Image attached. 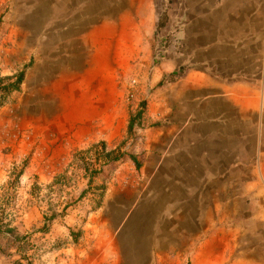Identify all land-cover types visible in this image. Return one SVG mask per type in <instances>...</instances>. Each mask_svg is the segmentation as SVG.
<instances>
[{"label":"rangeland","instance_id":"obj_1","mask_svg":"<svg viewBox=\"0 0 264 264\" xmlns=\"http://www.w3.org/2000/svg\"><path fill=\"white\" fill-rule=\"evenodd\" d=\"M221 2L0 0V85L23 71L0 106V264H264V138L217 85L264 92V45L204 61L184 48L198 8ZM197 72L216 83L207 123Z\"/></svg>","mask_w":264,"mask_h":264},{"label":"crops","instance_id":"obj_2","mask_svg":"<svg viewBox=\"0 0 264 264\" xmlns=\"http://www.w3.org/2000/svg\"><path fill=\"white\" fill-rule=\"evenodd\" d=\"M198 9V13L194 16V22L185 27L183 39L185 52H187L185 54L194 61L202 59V56H207L203 57V61L208 60L210 58L208 56H247L252 53V47L254 52L258 51L259 55H263L264 0H222L221 4H214L208 8L206 16H204L205 11L202 8ZM113 57L117 58L118 56ZM77 72L79 74L75 75L74 82L81 85L83 75L80 69ZM194 77L195 83L190 85L188 91L196 93L197 100L195 102L198 101L205 105L200 115L204 119L201 122L207 123L210 119V110L213 107L217 109L213 103L206 104L214 101L215 94H211V91L216 89V83L203 72H197ZM113 81L111 79L110 84ZM217 85L220 91L219 97L229 95V98L226 99L237 104L239 123L254 122L257 135L264 138V92L247 84L222 86L220 83ZM80 95L74 103L75 106L77 104V107H82L86 101V97H82L83 93ZM199 95L201 96L199 97ZM231 95H234L235 101L233 102ZM249 116L252 119H248ZM198 122L197 120L196 123ZM70 137L75 139V132L71 133ZM260 167L264 171V156ZM118 252H120L119 249L113 250V254ZM113 254L107 253L106 250H103V254L99 252L102 260ZM115 256L118 258L117 255Z\"/></svg>","mask_w":264,"mask_h":264},{"label":"trees","instance_id":"obj_3","mask_svg":"<svg viewBox=\"0 0 264 264\" xmlns=\"http://www.w3.org/2000/svg\"><path fill=\"white\" fill-rule=\"evenodd\" d=\"M165 18L163 14H160V17L157 20V24L155 27V32L160 30L161 27L165 25ZM177 32V28L169 29L164 36H162L159 40V43H157L152 52V62L153 64H157L159 61L165 59L168 56V53L170 51V48L174 49V42L175 40V34ZM158 53V54H157ZM186 70L185 66H178L174 70H172L170 73H168L166 76L161 78V80L158 82L157 85L172 83L176 81ZM23 80V71H19L15 76L14 79L11 82H8L6 84L0 85V106L3 105L6 97L12 93L16 92L19 89V85L21 84ZM144 108V102L141 101L138 104V110L128 119L127 126H126V135H131L133 131V126L139 122V119L142 114V110ZM113 151L106 152L104 154V157L108 158V161L110 162H116V163H122L124 161L123 155L120 154V156L113 155ZM127 160H129L136 168L139 167V162L136 160L135 156L128 154L126 155ZM1 229V228H0ZM6 231L12 232L10 228H5ZM75 239V236H74Z\"/></svg>","mask_w":264,"mask_h":264},{"label":"built area","instance_id":"obj_4","mask_svg":"<svg viewBox=\"0 0 264 264\" xmlns=\"http://www.w3.org/2000/svg\"><path fill=\"white\" fill-rule=\"evenodd\" d=\"M160 40V39H159ZM159 40H158V43H159Z\"/></svg>","mask_w":264,"mask_h":264}]
</instances>
